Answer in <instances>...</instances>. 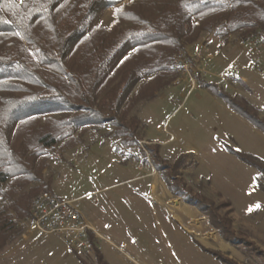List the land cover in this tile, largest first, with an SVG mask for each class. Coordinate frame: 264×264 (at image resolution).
<instances>
[{
    "label": "trees",
    "instance_id": "obj_1",
    "mask_svg": "<svg viewBox=\"0 0 264 264\" xmlns=\"http://www.w3.org/2000/svg\"><path fill=\"white\" fill-rule=\"evenodd\" d=\"M125 1L0 0V254L22 236L34 199L53 192L44 176L53 160L105 128L122 146L140 148L142 120L134 111L173 82L177 53L210 34L254 35L264 44V0ZM109 9L114 19L105 26L100 21ZM197 81L264 131V118L248 99L199 74ZM145 148L176 196L200 209L223 238L246 243L219 214L227 205L214 207L187 186L184 162L170 164L156 148ZM230 152L264 175L258 158ZM90 258L78 257L82 264H108L98 247Z\"/></svg>",
    "mask_w": 264,
    "mask_h": 264
},
{
    "label": "rangeland",
    "instance_id": "obj_2",
    "mask_svg": "<svg viewBox=\"0 0 264 264\" xmlns=\"http://www.w3.org/2000/svg\"><path fill=\"white\" fill-rule=\"evenodd\" d=\"M113 19L109 9L100 23L107 26ZM210 35L198 43L208 49L198 63L206 71L198 74L248 99L264 118V72L252 63L257 54L243 46L239 35ZM211 53L222 59L219 68L214 65L219 60L206 65ZM231 64L242 70L233 71ZM196 85L192 91L184 84L166 88L135 109L142 120L141 149L122 146L105 128L88 134L79 150L65 151L66 164L53 160L48 166L47 180L54 173L58 197L71 201L94 226L96 247L108 264H226L217 252L236 264H264V175L230 152L238 150L264 164V131L198 81ZM148 146L170 164L184 162L180 172L187 186L214 207L227 205L219 214L231 220L234 237L244 235L246 243L238 247L223 238L200 209L176 196L165 170L158 168L161 164L151 162ZM23 224L22 236L0 254V264H82L78 257L91 261L93 254H77L61 237L31 228L28 220Z\"/></svg>",
    "mask_w": 264,
    "mask_h": 264
},
{
    "label": "built area",
    "instance_id": "obj_3",
    "mask_svg": "<svg viewBox=\"0 0 264 264\" xmlns=\"http://www.w3.org/2000/svg\"><path fill=\"white\" fill-rule=\"evenodd\" d=\"M242 44L250 53L257 54L252 59V63L259 73H263L264 62L261 54H264V44L261 39L250 35L243 38ZM207 52V46L202 44L196 54L183 51L177 53L172 63L175 79L168 88L181 86L185 82H190L195 86L197 74L202 72L199 69V60ZM229 68L236 72L242 70V67L237 64H231ZM28 225L40 232L61 237L70 250L80 255L93 254L97 246V232L73 203L48 191L40 193L34 199Z\"/></svg>",
    "mask_w": 264,
    "mask_h": 264
},
{
    "label": "crops",
    "instance_id": "obj_4",
    "mask_svg": "<svg viewBox=\"0 0 264 264\" xmlns=\"http://www.w3.org/2000/svg\"><path fill=\"white\" fill-rule=\"evenodd\" d=\"M211 35H208L207 37H205L204 38V40H207V38H209ZM203 42V41H202ZM199 46H200V44H196V45H192V46H190V47H188V49H187V52L188 53H190V54H194V52H196L195 50L198 48L199 49ZM209 59V60H208ZM206 60H208V62H207V66H208V64L210 63V62H216L217 60H219V58H217L216 57V55L215 54H210V56L206 59ZM222 60V59H221ZM221 60H219V61H221ZM218 61V63L216 62L214 65H217V67L219 68L220 67V63H222L223 61H221V62H219ZM203 67V68H202ZM206 66H204V65H202L201 67L199 66V69L201 70V71H206ZM184 85H186V87L187 86H189V88H190V90L192 91L193 89H195L196 87H197V85H193V84H191L190 82H185L184 83ZM182 86V85H181ZM84 145V144H83ZM83 145H79V146H77V147H75V148H73V149H70V150H67L68 152H70V151H72V150H79ZM67 152V153H68ZM67 157H68V154L66 155ZM67 159V158H66ZM68 161L66 160H64V161H61V164H66ZM52 165H54V162L52 161L51 162V164H50V167L52 166ZM47 170H48V167H47V169L45 170V172H44V176H45V178H46V173H47ZM49 178L52 180V188H53V194H55L56 196H58L57 195V193H56V190H55V188H54V173L53 174H51V176H49ZM47 179V178H46ZM79 210V209H78ZM84 217V216H83ZM85 218V217H84ZM86 219V218H85ZM86 221H87V219H86ZM88 222V221H87ZM89 223V222H88ZM92 227H93V229L95 230V228H94V226L91 224V223H89Z\"/></svg>",
    "mask_w": 264,
    "mask_h": 264
},
{
    "label": "snow or ice",
    "instance_id": "obj_5",
    "mask_svg": "<svg viewBox=\"0 0 264 264\" xmlns=\"http://www.w3.org/2000/svg\"><path fill=\"white\" fill-rule=\"evenodd\" d=\"M119 11V10H118Z\"/></svg>",
    "mask_w": 264,
    "mask_h": 264
}]
</instances>
